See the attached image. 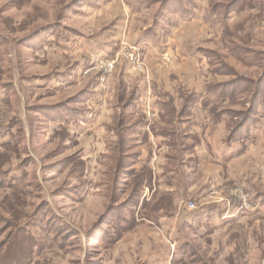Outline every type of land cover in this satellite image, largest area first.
Segmentation results:
<instances>
[{"label": "rangeland", "instance_id": "374dc122", "mask_svg": "<svg viewBox=\"0 0 264 264\" xmlns=\"http://www.w3.org/2000/svg\"><path fill=\"white\" fill-rule=\"evenodd\" d=\"M0 264H264V0H0Z\"/></svg>", "mask_w": 264, "mask_h": 264}]
</instances>
